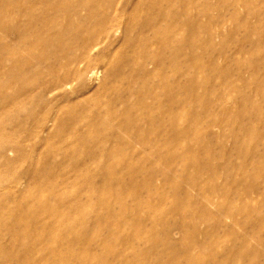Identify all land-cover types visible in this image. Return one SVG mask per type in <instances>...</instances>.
Segmentation results:
<instances>
[{"label": "rangeland", "instance_id": "rangeland-1", "mask_svg": "<svg viewBox=\"0 0 264 264\" xmlns=\"http://www.w3.org/2000/svg\"><path fill=\"white\" fill-rule=\"evenodd\" d=\"M59 1L0 0V264H264V0Z\"/></svg>", "mask_w": 264, "mask_h": 264}, {"label": "bare ground", "instance_id": "bare-ground-1", "mask_svg": "<svg viewBox=\"0 0 264 264\" xmlns=\"http://www.w3.org/2000/svg\"><path fill=\"white\" fill-rule=\"evenodd\" d=\"M65 1V0H64ZM63 0H60L59 1V6H65L64 9H67L70 10L72 13L76 14L81 8H84L86 6H88V12H87V18H93V17H96L97 15V12H96V9H93L91 5H87V0H75V1H71V2H68V3H64ZM67 2V1H66ZM80 2V3H79ZM7 3V2H6ZM6 6V4H5ZM8 6V5H7ZM2 7V6H1ZM50 9V8H49ZM61 10V9H60ZM23 11V10H22ZM34 7L33 6H28L26 7L24 13L28 16V25H27V28L28 30L30 31L34 25H33V22H32V19L34 17ZM76 16V15H75ZM76 19V18H75ZM51 19L48 18V17H44V21L48 24V22L50 21ZM28 34V33H26ZM35 49H37L36 47H34L33 45H29L27 46V50H29V52H33ZM37 51V50H36ZM28 52V51H27ZM175 91V90H174ZM170 98V96H169ZM169 100V99H168ZM109 215V214H108ZM104 220V219H103ZM23 238V237H22Z\"/></svg>", "mask_w": 264, "mask_h": 264}]
</instances>
